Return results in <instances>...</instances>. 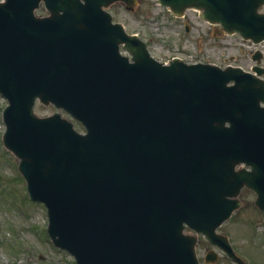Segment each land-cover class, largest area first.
I'll list each match as a JSON object with an SVG mask.
<instances>
[{"label":"water","instance_id":"obj_1","mask_svg":"<svg viewBox=\"0 0 264 264\" xmlns=\"http://www.w3.org/2000/svg\"><path fill=\"white\" fill-rule=\"evenodd\" d=\"M118 1L135 10L137 0H0L4 144L76 264H200L199 233L243 263L217 228L243 187L264 211V68L160 61L112 24ZM159 1L264 41V0ZM42 4L51 15L36 14ZM37 100L87 133L59 111L38 115Z\"/></svg>","mask_w":264,"mask_h":264},{"label":"rangeland","instance_id":"obj_2","mask_svg":"<svg viewBox=\"0 0 264 264\" xmlns=\"http://www.w3.org/2000/svg\"><path fill=\"white\" fill-rule=\"evenodd\" d=\"M44 11L40 8L37 13ZM110 11L129 32L139 34L147 42L152 55L160 60L181 56L190 62L232 64L250 70L257 63L253 60L256 50L264 54V41L255 44L239 33L215 38L213 26L203 20L196 9L186 12L191 25L188 31L184 18L176 17L158 0H139L135 12L117 2ZM198 39L202 41L200 47ZM260 65L264 67V57ZM7 104V99L0 94V264H76L68 251L56 247L51 241L47 232V208L44 203L29 198L26 181L18 168L19 159L3 144V109ZM58 110L53 104H36V112L41 116ZM61 112L72 120L67 112ZM75 124L79 130H85L77 121ZM240 198L241 207L218 231L229 237L245 264H264V211L256 205L253 190L244 188ZM202 239H205L202 247L205 246L203 249L197 247L198 256H204L209 242L205 237ZM215 251L219 253L215 263L201 260V264H240L220 248Z\"/></svg>","mask_w":264,"mask_h":264},{"label":"flooded vegetation","instance_id":"obj_3","mask_svg":"<svg viewBox=\"0 0 264 264\" xmlns=\"http://www.w3.org/2000/svg\"><path fill=\"white\" fill-rule=\"evenodd\" d=\"M41 14V16H49V15H51L50 13H47V12H42V13H40ZM112 17H113V22L114 23H116V22H120L116 17H115V14L112 12ZM184 25L186 26V28L188 27L189 29H191V25L189 24V21H187V19H186V15L184 16ZM201 43H202V41H201V39H198L197 40V45L198 46H200L201 45ZM263 57H264V55L262 56V59H263ZM203 237V236H202ZM205 243V239H204V241H203V239L202 238H200L199 239V242H198V248H200V249H203L204 248V246L205 245H203V247H202V243ZM215 248H220V247H217V246H214L213 244H211L210 242H208V246L206 247V252L204 253V256H200L199 255V257H200V261L201 260H205V257H206V255H207V253L210 251V250H212V249H215ZM221 250H222V248H220ZM223 253H224V251H223Z\"/></svg>","mask_w":264,"mask_h":264}]
</instances>
